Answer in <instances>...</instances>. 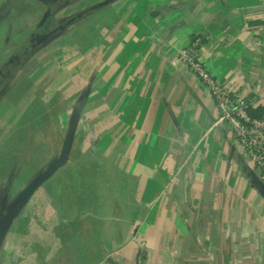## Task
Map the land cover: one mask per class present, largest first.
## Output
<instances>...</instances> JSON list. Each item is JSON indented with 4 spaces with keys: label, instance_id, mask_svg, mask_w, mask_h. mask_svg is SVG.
<instances>
[{
    "label": "crops",
    "instance_id": "crops-1",
    "mask_svg": "<svg viewBox=\"0 0 264 264\" xmlns=\"http://www.w3.org/2000/svg\"><path fill=\"white\" fill-rule=\"evenodd\" d=\"M195 38L264 119V0H0L1 196L26 190L85 102L68 164L20 209L0 264H136V229L145 264H264V184L177 60Z\"/></svg>",
    "mask_w": 264,
    "mask_h": 264
},
{
    "label": "built area",
    "instance_id": "built-area-1",
    "mask_svg": "<svg viewBox=\"0 0 264 264\" xmlns=\"http://www.w3.org/2000/svg\"><path fill=\"white\" fill-rule=\"evenodd\" d=\"M202 50V40L195 38L188 46L178 49L177 60L200 84L208 88L219 112L216 124L225 125L233 134L258 179L264 184V119L250 115L254 103L251 94L233 89L210 73ZM142 261L143 257L142 260L139 258L140 264Z\"/></svg>",
    "mask_w": 264,
    "mask_h": 264
},
{
    "label": "water",
    "instance_id": "water-1",
    "mask_svg": "<svg viewBox=\"0 0 264 264\" xmlns=\"http://www.w3.org/2000/svg\"><path fill=\"white\" fill-rule=\"evenodd\" d=\"M49 13L43 18L41 24L43 25L47 19ZM85 104V102H84ZM83 103L78 104V107L75 109L74 114L71 119V124L69 125L68 134L66 137L65 144L62 148V154L59 158H57L43 173H41L34 181L29 184L26 190L17 198V200L12 204L6 216H4L3 221L0 223L1 228H4V234L0 237V242L3 240L6 235L7 225L11 223L14 217L18 215L21 208L25 206V204L30 200L31 196L34 192L48 179H50L62 166H64L69 158L71 157L72 146L74 142L75 133L78 128V124L81 117V111L83 109ZM256 181L261 183L258 177H256Z\"/></svg>",
    "mask_w": 264,
    "mask_h": 264
},
{
    "label": "rangeland",
    "instance_id": "rangeland-1",
    "mask_svg": "<svg viewBox=\"0 0 264 264\" xmlns=\"http://www.w3.org/2000/svg\"><path fill=\"white\" fill-rule=\"evenodd\" d=\"M53 19V20H52ZM49 22H48V24H50L49 25V27L46 29V30H50L51 28H53V24H55V21H56V17H54L53 16V14L49 17ZM50 26H52V27H50ZM36 37V39H34L35 40V42L36 43H34V44H36L37 46H41V45H43L44 44V40H45V38L43 37V39L42 38H39L38 36H35ZM39 39V41H38V39ZM17 66V65H16ZM11 71H12V69H11ZM62 80V78L60 79V81ZM0 90H1V86H0ZM70 122H71V120H70ZM71 124V123H70ZM68 129H69V127H68ZM68 129H67V131H68ZM67 134H68V132H66V134H65V138H64V142L66 141V137H67ZM76 135H78V131H76V133H75V137L74 138H76ZM63 142V143H64ZM8 153H10V152H8ZM61 154H62V149L50 160V162L42 169H40V170H38V172L37 173H35L34 175H33V177L27 182V183H25V187L24 188H26V187H28V185L29 184H31V182L32 181H34L41 173H43L45 170H47V168L57 159V158H59L60 156H61ZM71 154H72V152H71ZM16 158H18V159H20L19 158V156L18 157H16ZM71 158V157H70ZM70 158H69V160H70ZM69 160H68V162H69ZM68 162L64 165V166H62L56 173H58L63 167H65L67 164H68ZM17 169V168H16ZM53 177H51L49 180H51ZM48 180V181H49ZM47 182V181H46ZM45 182V183H46ZM0 188H4L3 190H5V188L8 190L9 188H11L12 186H13V181H11L9 178H8V180H5V181H3V182H0ZM44 184V183H43ZM43 184L39 187V188H41L42 186H43ZM3 193H4V191H2ZM5 196L3 195V196H1L0 195V209L2 208V204H3V206H4V204L6 203V202H8V203H13V200L14 199H16V197H14L13 196V198H10V197H7V198H4ZM18 197V196H17ZM25 216V215H24ZM19 218V216L18 215H16V217H14L13 218V220L11 221V223L10 224H8L7 225V230H6V237L8 236V233L11 231V228H12V226H13V224L16 222V220ZM1 225V224H0ZM4 228L6 229V226H3L2 228H1V226H0V237L4 234ZM134 239H135V243L138 245V256H137V259H136V264H140L138 261H139V258H141V260H142V257H143V261L141 262L142 264H145V259H146V255H147V252H146V244H145V241H144V239L142 238V234H141V230L140 229H136V234H135V237H134ZM133 239V240H134ZM140 255H142V256H140Z\"/></svg>",
    "mask_w": 264,
    "mask_h": 264
},
{
    "label": "trees",
    "instance_id": "trees-1",
    "mask_svg": "<svg viewBox=\"0 0 264 264\" xmlns=\"http://www.w3.org/2000/svg\"><path fill=\"white\" fill-rule=\"evenodd\" d=\"M52 13H53V11H52ZM48 22H49V20H48ZM48 22H47V24H48ZM47 24L44 25L40 29V33L44 32V30L47 28ZM48 25H50V24H48ZM27 51H28V49H26V53H23L22 55H18L17 58H13L12 61H10L8 63V67L5 69L3 77L9 76L8 74L11 72V69H14V65L16 66L19 61L21 62V61H25L27 59V57L29 56V52L27 53ZM249 113L254 118H260L263 116V110L261 108L250 109Z\"/></svg>",
    "mask_w": 264,
    "mask_h": 264
}]
</instances>
